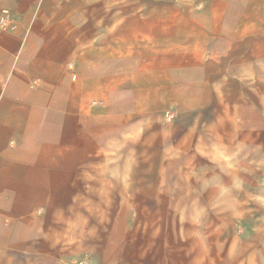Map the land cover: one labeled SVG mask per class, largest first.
Masks as SVG:
<instances>
[{
	"label": "crops",
	"instance_id": "obj_1",
	"mask_svg": "<svg viewBox=\"0 0 264 264\" xmlns=\"http://www.w3.org/2000/svg\"><path fill=\"white\" fill-rule=\"evenodd\" d=\"M174 4L0 0L9 20L0 30V264L82 259L95 243L80 230L95 194L84 179L106 154L116 160L118 146L155 139L161 178L195 179L239 127L231 109L244 108L260 130L259 110L228 104L235 81L223 70L239 67L245 36L260 42L264 0ZM166 111L173 118L160 126ZM125 223L105 239L114 264L130 245Z\"/></svg>",
	"mask_w": 264,
	"mask_h": 264
},
{
	"label": "rangeland",
	"instance_id": "obj_2",
	"mask_svg": "<svg viewBox=\"0 0 264 264\" xmlns=\"http://www.w3.org/2000/svg\"><path fill=\"white\" fill-rule=\"evenodd\" d=\"M132 2L149 11L162 4L176 6L174 0ZM194 5L205 9L203 3ZM259 7L260 42L245 36L237 52L239 67L223 71L235 81L227 84L228 104L259 110L260 130L253 128L256 118H247L244 108L235 114L231 109L229 121L239 127L229 132L228 148L214 146L211 164L206 171L205 165L198 167L195 179L184 174L162 179L163 165L157 162L163 149L158 158L155 139L118 146L116 160L106 154L84 179V188L95 194L84 200L80 230L86 241L93 237L95 243L74 264H114L112 244L105 239L117 219V235L125 222L133 226L120 264H264V4ZM170 121L163 116L158 124ZM169 172L173 175L172 166ZM110 188L116 195H108Z\"/></svg>",
	"mask_w": 264,
	"mask_h": 264
},
{
	"label": "built area",
	"instance_id": "obj_3",
	"mask_svg": "<svg viewBox=\"0 0 264 264\" xmlns=\"http://www.w3.org/2000/svg\"><path fill=\"white\" fill-rule=\"evenodd\" d=\"M8 23H9V20H8V16L6 14L5 11H2L0 13V30H4L7 28L8 26ZM164 117L167 119V120H171L173 118V114L169 111H166L164 113Z\"/></svg>",
	"mask_w": 264,
	"mask_h": 264
}]
</instances>
